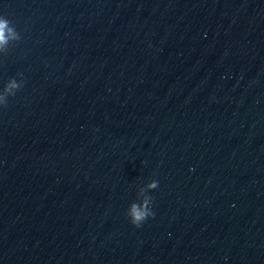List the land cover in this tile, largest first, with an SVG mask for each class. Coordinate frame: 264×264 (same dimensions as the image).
<instances>
[{
	"label": "water",
	"instance_id": "obj_1",
	"mask_svg": "<svg viewBox=\"0 0 264 264\" xmlns=\"http://www.w3.org/2000/svg\"><path fill=\"white\" fill-rule=\"evenodd\" d=\"M0 15V264H264V0Z\"/></svg>",
	"mask_w": 264,
	"mask_h": 264
},
{
	"label": "clouds",
	"instance_id": "obj_2",
	"mask_svg": "<svg viewBox=\"0 0 264 264\" xmlns=\"http://www.w3.org/2000/svg\"><path fill=\"white\" fill-rule=\"evenodd\" d=\"M12 21H10L6 16L0 15V45H3L7 42L9 38H16V32L14 27H11ZM20 87L15 81H11L5 91L9 94L12 93L13 89ZM4 97L0 96V102H3ZM150 189H156L158 187V181L153 180L152 183L148 185ZM153 198L151 196L145 197V199L137 204L132 203L128 210L126 211V216L129 222L139 228L143 222L155 215L152 211Z\"/></svg>",
	"mask_w": 264,
	"mask_h": 264
}]
</instances>
